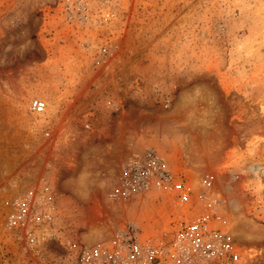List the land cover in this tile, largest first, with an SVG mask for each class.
Segmentation results:
<instances>
[{"label": "rangeland", "instance_id": "obj_1", "mask_svg": "<svg viewBox=\"0 0 264 264\" xmlns=\"http://www.w3.org/2000/svg\"><path fill=\"white\" fill-rule=\"evenodd\" d=\"M149 148L264 264V0H0V183L44 176L73 216L62 231L94 240L164 220V204L109 196Z\"/></svg>", "mask_w": 264, "mask_h": 264}, {"label": "built area", "instance_id": "obj_2", "mask_svg": "<svg viewBox=\"0 0 264 264\" xmlns=\"http://www.w3.org/2000/svg\"><path fill=\"white\" fill-rule=\"evenodd\" d=\"M46 107L39 98L30 102L35 113L44 112ZM118 180L109 194L112 201L133 197L164 204V220L146 226L127 219L108 236L100 232L94 240L76 238L77 230L65 226L69 232L62 231L63 215L69 220L73 216L60 208L50 181L44 176L30 180L18 175L0 183V248L16 264L254 262L253 256L234 246L222 214L223 202L205 188L199 191L191 186L183 171L165 166L153 149L130 157ZM52 243L60 245V250H54Z\"/></svg>", "mask_w": 264, "mask_h": 264}]
</instances>
